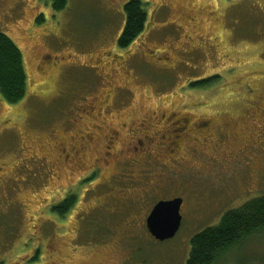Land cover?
I'll return each instance as SVG.
<instances>
[{
  "label": "rangeland",
  "instance_id": "obj_1",
  "mask_svg": "<svg viewBox=\"0 0 264 264\" xmlns=\"http://www.w3.org/2000/svg\"><path fill=\"white\" fill-rule=\"evenodd\" d=\"M128 1L67 0L61 12L42 0L0 1V33L21 51L27 77L22 101L0 97V264H185L196 233L264 195V153L247 148L264 145V0H141L146 29L122 50ZM106 82L125 92L104 115ZM184 114L229 136L161 144ZM112 131L119 160L141 168L104 156ZM143 135L154 138L153 158L128 152ZM213 158L222 166L208 167ZM68 197L75 203L59 216L53 208ZM173 198L183 201L180 228L157 242L139 218ZM263 263L264 233L222 264Z\"/></svg>",
  "mask_w": 264,
  "mask_h": 264
},
{
  "label": "trees",
  "instance_id": "obj_2",
  "mask_svg": "<svg viewBox=\"0 0 264 264\" xmlns=\"http://www.w3.org/2000/svg\"><path fill=\"white\" fill-rule=\"evenodd\" d=\"M44 1L50 2L55 12H61L67 6V0ZM147 7L148 4L141 0H129L124 5V28L117 42L120 49H127L144 33L148 22ZM42 22V17L36 20L37 24ZM216 80L205 79L192 83L190 87L204 88ZM26 91L27 77L21 51L6 35L0 33V97L8 105H14L24 99ZM74 203L75 198L68 197L53 210L59 216H64ZM263 233L264 195L225 212L216 225L196 233L190 239L185 264H222Z\"/></svg>",
  "mask_w": 264,
  "mask_h": 264
},
{
  "label": "flooded vegetation",
  "instance_id": "obj_3",
  "mask_svg": "<svg viewBox=\"0 0 264 264\" xmlns=\"http://www.w3.org/2000/svg\"><path fill=\"white\" fill-rule=\"evenodd\" d=\"M1 1V0H0ZM44 1V0H42ZM30 2V0H29ZM36 2V1H35ZM47 2V1H46ZM52 6V4H51ZM9 13H11L13 11V8H9L7 10ZM2 12L4 13V15L7 17L8 14L6 12L3 11L2 9ZM35 23H36V20H35ZM92 69L95 70V77H100V75L98 74L101 70L100 67H93ZM106 86H107V91L106 93L103 95V103L105 104L106 107H104L105 111H104V115L106 113H109L107 112V109H108V106L110 105L109 104V100L115 95V98L119 97V95L122 93L125 92V90L122 88H115L114 86H112V84H110L109 82H106L105 83ZM191 85V84H190ZM114 98V99H115ZM94 99V98H93ZM96 99L94 100H91V104H88L86 107L84 106V114L86 115H90V116H93L96 112V109L94 107V105H92L93 102H95ZM111 107H109L110 109ZM111 112V111H110ZM98 114V113H96ZM117 114V113H116ZM97 116V115H96ZM100 114H98L97 117H99ZM188 114H184V117H177L174 122H170V125L169 127H167V131H166V134H170L171 137H164L162 136L161 138H159L160 140V143L163 144L161 141H165L164 144L168 143L169 145H175V142H173L172 140L174 141H181V140H184V139H187V140H194L196 142L199 141V139H203L202 137L203 136H206L208 139H210L212 137V139L214 138V135H215V130L217 131L216 133V137L213 139L210 140L211 142L210 143H216V140H221V139H224V141H226V138L227 136H229L225 131H224V128L223 130L220 128V127H216V126H212L210 121H206L204 123H202L201 121H198V122H191L190 120V115L189 117H187ZM174 117V115H173ZM95 118V117H94ZM141 124H144V128L142 130V132H144L145 130V126H146V122L143 121ZM121 127H124L125 126V123H121L120 124ZM212 130H214V132H211ZM120 131H121V128H120ZM208 131V132H207ZM141 132V133H142ZM207 132V133H206ZM140 133V134H141ZM119 131H112L108 136H106V142L109 143L110 145H112L111 147H109V145L107 146V153L104 154V156L106 158H117V160L120 162V165H119V169H120V166L122 164H124L125 162H132L136 165L137 168H141L142 166V163L144 162H141V161H137L136 162V159L134 158H127V156L125 157H121L122 159L119 160V155H122V153H124L121 149L119 151V154H117L116 151L113 150V145L114 143L118 140V137H119ZM139 134V135H140ZM91 134H86L84 135L85 137L86 136H89ZM136 135V134H134ZM138 135V134H137ZM173 137V138H172ZM153 139L151 136H148V135H143L142 138H134L132 139L131 143H130V148H128V152L129 153H133L134 155L133 156H138L139 152H142L144 153L143 157H147V158H153V152L150 151L151 149L149 148V145L151 142H153ZM208 139L204 138L203 140L207 141ZM147 144V148L146 150H144L142 148V145L144 144ZM217 147V145H216ZM246 147H244L243 149H245ZM248 150H251L253 152H258L259 154H263L264 153V145H262V142L261 141H258V148H257V145H248L247 146ZM215 149V148H214ZM247 150V149H245ZM178 151V149H171L170 150V153L174 156L176 154V152ZM216 151V150H215ZM195 155L197 156L198 154L200 155V152L198 150H195ZM220 154V153H218ZM242 154V152H241ZM251 155L252 158H247L246 156H243L244 161H245V167H247L248 165L252 167V160L254 158V156L252 155V153H249ZM221 156V155H220ZM129 159H132L133 161H130ZM68 157L66 156L65 157V161H68ZM212 160V161H211ZM209 160V166L207 163H205V161H203L204 165L208 166V167H212V166H222V161L220 159H217V158H213ZM242 160V159H241ZM220 161V162H219ZM240 162V161H239ZM241 163V162H240ZM161 165V164H159ZM163 167L167 166V165H161ZM171 167H174V168H177L178 170H180V168H178L177 166L175 165H170ZM138 197V195H137ZM174 199V198H173ZM165 200H171V199H164V200H159V201H165ZM142 202L143 205H145V201L143 200V198H140L137 200V202ZM158 201V202H159ZM156 204V203H155ZM154 205H151V210L152 208L155 206ZM182 205H183V201H182ZM182 207V206H181ZM151 210L149 211V213H144L140 218L139 220L140 221H143L145 223V226H146V219L147 217L149 216ZM136 221V219H134V222Z\"/></svg>",
  "mask_w": 264,
  "mask_h": 264
},
{
  "label": "water",
  "instance_id": "obj_4",
  "mask_svg": "<svg viewBox=\"0 0 264 264\" xmlns=\"http://www.w3.org/2000/svg\"><path fill=\"white\" fill-rule=\"evenodd\" d=\"M180 198L169 201H160L152 208L146 219V229L149 235L157 242L172 239L181 225Z\"/></svg>",
  "mask_w": 264,
  "mask_h": 264
}]
</instances>
